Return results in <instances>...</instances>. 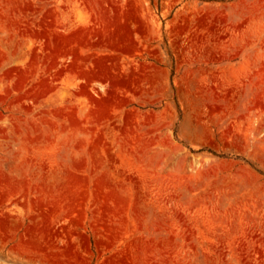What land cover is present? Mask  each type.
<instances>
[{
  "label": "rangeland",
  "instance_id": "1",
  "mask_svg": "<svg viewBox=\"0 0 264 264\" xmlns=\"http://www.w3.org/2000/svg\"><path fill=\"white\" fill-rule=\"evenodd\" d=\"M0 264H264V0H0Z\"/></svg>",
  "mask_w": 264,
  "mask_h": 264
}]
</instances>
